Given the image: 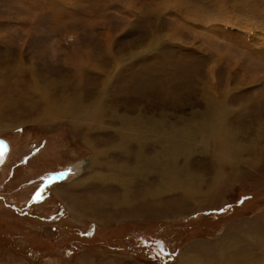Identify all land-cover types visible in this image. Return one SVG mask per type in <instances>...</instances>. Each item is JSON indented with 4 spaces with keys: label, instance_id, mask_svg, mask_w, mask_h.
I'll return each instance as SVG.
<instances>
[{
    "label": "rangeland",
    "instance_id": "374dc122",
    "mask_svg": "<svg viewBox=\"0 0 264 264\" xmlns=\"http://www.w3.org/2000/svg\"><path fill=\"white\" fill-rule=\"evenodd\" d=\"M247 52L253 57L245 59ZM240 58L244 66L264 63V0H0V98L26 84L32 70L51 82L79 65L141 74L138 89L173 75V92H190L194 79H205L211 90L228 92L235 113L226 126L241 131L235 143L248 147L236 171L220 165L219 183L201 172L212 167L214 142L200 143L207 154L179 159L187 182L198 178L195 201L181 190L150 210L99 201L86 210L85 198L122 195V187L74 186L100 171L73 143L78 131L60 122L15 123L18 110L5 111L0 124L11 126L0 130V264H264V71H246ZM12 67L19 71L6 73ZM162 101L168 108L174 99ZM182 126L175 121L167 131Z\"/></svg>",
    "mask_w": 264,
    "mask_h": 264
},
{
    "label": "bare ground",
    "instance_id": "6f19581e",
    "mask_svg": "<svg viewBox=\"0 0 264 264\" xmlns=\"http://www.w3.org/2000/svg\"><path fill=\"white\" fill-rule=\"evenodd\" d=\"M234 47L232 49L236 51ZM250 57H253L252 54H244L245 59ZM244 58H240L239 62L246 71L249 68L264 71L261 60L251 59L249 65L244 66ZM80 59L82 58L75 60ZM91 60L89 58L86 61ZM87 68V65H79L75 72L68 73L63 80L51 82L45 81V78L32 70L31 79L26 84L19 82L21 85H15L9 96L0 98V112L3 111L0 116L5 115V111L9 113L11 110H18L17 115L15 113L16 116L12 118L15 123L43 125L60 122L70 132H74V128L78 131L75 138L73 137V143L93 155L90 166L93 169L99 168L100 171L92 169L94 172H90V176L74 184L76 188L81 184L88 186L87 182L100 186V192L107 188L110 190L122 187V195L104 192L110 195L85 198L82 203L86 210L97 201L103 206H114L116 209L150 210L161 202L163 196L181 190H186V196L194 198L192 200L195 201L196 194L192 191H195L193 187L196 186L195 181L198 178L190 180L192 183L187 182L188 178L183 174H189V169L183 167L180 171L178 162L188 154H207L209 149L200 144L203 142L212 141L215 146L211 156L212 167L201 166V172L206 178L219 183L222 163L232 166L233 170L237 169L235 163L241 154L247 152L248 147L235 143L241 131L230 130L226 126L227 119L235 113L226 103L228 92L217 90L220 88L216 86L211 90L205 79H194L192 85L190 84L192 91L175 93L173 91L176 89L172 86L174 84L177 87V82L175 83L173 75L166 77L165 83H147L145 88L138 89L137 85L146 78L141 74L130 73L129 77H125L124 74L114 71L115 67L114 70H105L103 73L85 72L84 69ZM9 71L14 75L19 70L12 67L6 73ZM129 81L131 86H122ZM168 84L172 90H168ZM123 88L126 90L123 91ZM168 94L173 96L174 101L167 108L161 103L162 97ZM185 109L188 111L186 114L183 111ZM175 121L183 126L167 131V125L174 124ZM7 126L11 125L1 123L0 130L3 131ZM254 128V125L250 128L252 143L256 140ZM248 153L251 156L254 151ZM81 165L82 163L78 166ZM196 172L192 171L195 174ZM137 214L140 215V212Z\"/></svg>",
    "mask_w": 264,
    "mask_h": 264
}]
</instances>
